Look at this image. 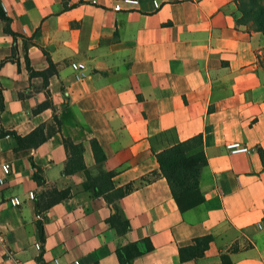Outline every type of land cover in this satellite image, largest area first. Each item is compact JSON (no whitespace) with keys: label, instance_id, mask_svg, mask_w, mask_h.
Returning <instances> with one entry per match:
<instances>
[{"label":"crops","instance_id":"obj_1","mask_svg":"<svg viewBox=\"0 0 264 264\" xmlns=\"http://www.w3.org/2000/svg\"><path fill=\"white\" fill-rule=\"evenodd\" d=\"M115 1L0 0L13 33L0 18V165L10 164L0 189V264H119L116 250L134 242L141 254L131 264H223L222 255L264 264V35L237 23L235 0H160V8L138 0L113 11ZM49 61L56 72L43 85L29 67L44 71ZM74 61L86 65L81 81ZM38 126L51 130L48 138L19 148L12 133ZM196 135L202 143L190 153L206 157L203 200L180 211L155 155ZM63 138L82 146L90 177L111 171L115 187L131 185L115 201L130 224L125 234L107 222L104 197L84 188L83 170L64 174ZM230 141L250 151L231 154ZM52 187L71 194L38 207ZM205 235L213 239L204 254L182 261L179 248Z\"/></svg>","mask_w":264,"mask_h":264},{"label":"trees","instance_id":"obj_2","mask_svg":"<svg viewBox=\"0 0 264 264\" xmlns=\"http://www.w3.org/2000/svg\"><path fill=\"white\" fill-rule=\"evenodd\" d=\"M235 1L241 14L237 19V23L247 24L254 31L261 32L264 35V3L261 2V0ZM0 18L5 22L4 30L13 34L8 26L9 18L1 7ZM29 70L32 76H41L43 78V85H47L48 78L56 72L55 65L51 61H49V66L44 71H33L30 67ZM48 104V102H44L40 104L37 109L41 110L48 106ZM54 121L57 125V130H59L60 121L56 117H54ZM50 133L51 130L45 132L43 126H38L25 136H20L16 133L12 134L16 138L19 148H33L44 142ZM63 142L66 151L68 152V160L64 167V174H70L76 170H83L86 174V181L83 185L84 188L86 190H91L95 195H102L104 197L106 202L110 204L112 208V213L107 218V222L110 226L115 228L118 234H125L129 230L130 224L128 219L117 209L115 201L125 196L131 190V185L128 184L121 187H115L111 181L114 174L111 171L103 173L97 177H90L82 161V146L74 144L69 138H63ZM201 143V135H196L178 142L155 155L160 172L166 179L172 197L180 211L191 208L201 203L203 200V196L198 187V177L202 168L206 165V157L202 150L190 153L192 149L200 146ZM91 146L95 159L97 161L104 160L105 155L99 144L95 140H92ZM260 156L264 161V154L262 152L260 153ZM34 180L39 185L45 183L38 173L35 174ZM70 194L71 192L69 189L58 190L54 187L47 188L39 197L38 207L43 209L48 208L62 199L67 198ZM212 239L213 237L211 235L194 238L192 244L179 248L180 259L185 261L201 257ZM148 248H150V246ZM140 254L141 251L138 248V244L135 242L128 243L116 250L119 264H131V260ZM221 259L223 264H230V261L225 255H222Z\"/></svg>","mask_w":264,"mask_h":264},{"label":"built area","instance_id":"obj_3","mask_svg":"<svg viewBox=\"0 0 264 264\" xmlns=\"http://www.w3.org/2000/svg\"><path fill=\"white\" fill-rule=\"evenodd\" d=\"M153 6L155 8H160L162 5V1L160 0H152ZM138 5V0H116L111 7L113 11H127L135 9ZM0 7L5 9V6L2 2H0ZM70 66L73 70V78L75 81H81L85 79L88 75L86 70V65L83 62L74 61L70 63ZM6 136H9L8 134H5ZM226 150L231 154L236 153H248L250 151V148L238 141H230L225 144ZM10 173V164L7 162H3L0 165V189L5 183L7 175ZM28 197L32 199L34 197V194L32 192L28 193ZM9 203L11 205H19L21 203V200L18 197H12L9 199ZM41 216L38 214L36 215V218H40ZM35 248L37 250L41 249V244L35 243ZM35 264H82L79 259H74L73 261L69 263H63L60 258L54 257L51 260L47 262H36Z\"/></svg>","mask_w":264,"mask_h":264},{"label":"rangeland","instance_id":"obj_4","mask_svg":"<svg viewBox=\"0 0 264 264\" xmlns=\"http://www.w3.org/2000/svg\"><path fill=\"white\" fill-rule=\"evenodd\" d=\"M261 2H263V3H264V0H261Z\"/></svg>","mask_w":264,"mask_h":264}]
</instances>
